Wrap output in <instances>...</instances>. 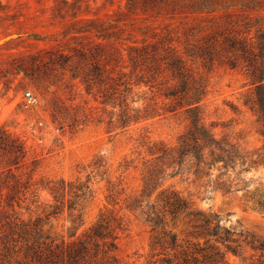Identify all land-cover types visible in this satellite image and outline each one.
I'll list each match as a JSON object with an SVG mask.
<instances>
[{"label":"rangeland","instance_id":"1","mask_svg":"<svg viewBox=\"0 0 264 264\" xmlns=\"http://www.w3.org/2000/svg\"><path fill=\"white\" fill-rule=\"evenodd\" d=\"M128 1L0 0V131L24 144L26 164L20 169L24 179L35 168L33 181L85 184L91 190V196L82 203L81 222H74L77 212L68 209L47 217L53 197L49 191L39 190L37 198L32 187L28 198L15 206L21 220L34 222L40 218L42 233L49 240L70 242L81 237L102 213L110 211L121 216L126 225L118 239L121 263L153 264L163 256H153L152 226L140 208L132 211L126 204L140 194L144 173L153 158L141 141L174 145L189 125L187 114L162 110L160 115L139 124L115 128L111 123L112 107L104 108L96 91L88 93L77 76L81 57L56 62L61 53L76 54L75 48L99 41L94 33L85 36L79 32L89 26L98 27L99 23L109 32L113 30L110 25L118 23L126 29L128 44L151 40L154 33L165 31L168 25L182 30L195 23L183 14L172 17L143 12L140 4L130 10ZM86 19H96L97 24ZM102 41L109 50L113 38ZM200 71L208 79L202 108L204 123L216 138L236 143L256 159L264 146V135L257 114L246 103L252 85L245 71L218 63L201 66ZM27 92L32 93L33 100L26 97ZM54 103L62 108V119H54ZM5 166L0 158V172ZM242 176L252 179L254 185L264 184V160ZM202 183L187 170L166 174L160 182L159 190L180 193L196 210L174 221L165 220V229L176 238L178 250L205 245L209 238L203 235L201 225L206 217L214 216L235 232L238 240L232 244L236 253L217 244L224 251L219 264H264V213L246 206L240 199L242 192L207 193ZM112 193H116L117 200L110 199ZM210 243L216 244L214 239Z\"/></svg>","mask_w":264,"mask_h":264},{"label":"trees","instance_id":"2","mask_svg":"<svg viewBox=\"0 0 264 264\" xmlns=\"http://www.w3.org/2000/svg\"><path fill=\"white\" fill-rule=\"evenodd\" d=\"M138 4L143 12L172 17L183 14L195 23L182 30L168 25L151 40L129 44L125 42L130 39L124 36L126 29L118 23L110 25L111 32L99 23L98 27L79 30L85 36L94 33L99 41L75 48L78 55L61 53L56 62L81 57L77 76L88 93L96 91L104 108L112 107L115 128L139 124L162 110L187 114L189 125L174 145L141 141L153 158L144 173L140 194L126 206L132 211L140 208L152 226L153 256H163L153 264H219L224 251L217 244L236 253L232 246L238 242L235 232L208 216L201 225L203 235L209 238L205 245L178 250L176 238L165 229V220L174 221L196 210L180 193L159 187L166 174L187 170L203 181L207 193L242 192L240 199L246 206L264 213V184L254 185L252 179L242 176L264 160V146L254 159L236 143L215 137L202 118L208 79L200 71L201 66L217 63L244 70L252 85L246 103L257 114L264 135V0H129L128 9H136ZM86 22L97 24L96 19ZM107 37L113 38L109 50L102 41ZM53 107L54 119H62V108L56 103ZM26 156L18 138L0 131V158L6 164L0 172V264H122L117 255L118 239L126 225L113 212L102 213L78 239L59 243L42 233L40 218L25 222L16 215L15 206L28 198L32 187L37 198L39 190H47L53 197L47 217L68 209L77 212L74 222H81L82 203L91 196L85 184L33 181L35 168L24 179L20 169L26 164ZM115 194L109 196L112 201L117 200ZM212 239L216 244L210 243Z\"/></svg>","mask_w":264,"mask_h":264},{"label":"built area","instance_id":"3","mask_svg":"<svg viewBox=\"0 0 264 264\" xmlns=\"http://www.w3.org/2000/svg\"><path fill=\"white\" fill-rule=\"evenodd\" d=\"M26 97L29 99V100H33V96H32V93L31 92H27L26 93Z\"/></svg>","mask_w":264,"mask_h":264}]
</instances>
